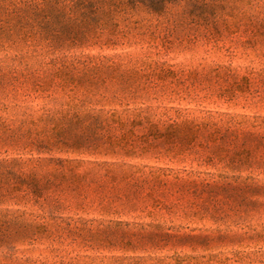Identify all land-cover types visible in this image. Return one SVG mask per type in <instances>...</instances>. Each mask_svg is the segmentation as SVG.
Returning <instances> with one entry per match:
<instances>
[{
	"label": "rangeland",
	"instance_id": "374dc122",
	"mask_svg": "<svg viewBox=\"0 0 264 264\" xmlns=\"http://www.w3.org/2000/svg\"><path fill=\"white\" fill-rule=\"evenodd\" d=\"M94 1L0 0V264H264V0Z\"/></svg>",
	"mask_w": 264,
	"mask_h": 264
},
{
	"label": "trees",
	"instance_id": "16d2710c",
	"mask_svg": "<svg viewBox=\"0 0 264 264\" xmlns=\"http://www.w3.org/2000/svg\"><path fill=\"white\" fill-rule=\"evenodd\" d=\"M113 3L126 5L129 7H136L142 5L153 14H161L166 5L174 3L176 0H111ZM96 4L94 0H75V6L80 8L83 16H88L91 20H95L97 15Z\"/></svg>",
	"mask_w": 264,
	"mask_h": 264
}]
</instances>
